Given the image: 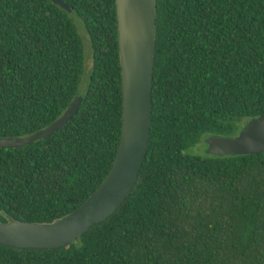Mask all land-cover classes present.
I'll return each instance as SVG.
<instances>
[{
  "label": "trees",
  "instance_id": "1",
  "mask_svg": "<svg viewBox=\"0 0 264 264\" xmlns=\"http://www.w3.org/2000/svg\"><path fill=\"white\" fill-rule=\"evenodd\" d=\"M82 21L91 70L70 13L51 0H0V221L52 222L110 169L122 87L115 0H64ZM151 127L120 206L55 249L0 244V264H264V151L197 155L201 134L236 135L264 114V0H155Z\"/></svg>",
  "mask_w": 264,
  "mask_h": 264
},
{
  "label": "water",
  "instance_id": "2",
  "mask_svg": "<svg viewBox=\"0 0 264 264\" xmlns=\"http://www.w3.org/2000/svg\"><path fill=\"white\" fill-rule=\"evenodd\" d=\"M67 12L64 0H51ZM155 0H115L122 87V127L115 159L100 184L78 206L52 222L0 221V244L15 249H55L76 240L112 214L133 188L147 152L151 127V83L155 57ZM80 94L44 128L28 136H0V147H19L58 131L76 113ZM206 154L264 151V114L249 119L236 135L210 134Z\"/></svg>",
  "mask_w": 264,
  "mask_h": 264
},
{
  "label": "rangeland",
  "instance_id": "3",
  "mask_svg": "<svg viewBox=\"0 0 264 264\" xmlns=\"http://www.w3.org/2000/svg\"><path fill=\"white\" fill-rule=\"evenodd\" d=\"M70 17L80 34L82 44H83V55H84V72L82 75V79L80 81L78 90L80 93H82L86 87L88 76L91 70V46H90V40L88 37V34L85 30V27L82 23V21L77 17V15L74 12H70ZM209 136L207 133L201 134L198 138H196L195 142L186 150L188 153H193L197 155H204L206 144L205 139Z\"/></svg>",
  "mask_w": 264,
  "mask_h": 264
}]
</instances>
